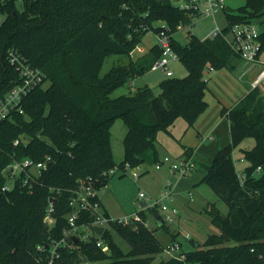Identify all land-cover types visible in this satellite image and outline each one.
Listing matches in <instances>:
<instances>
[{
	"label": "trees",
	"instance_id": "1",
	"mask_svg": "<svg viewBox=\"0 0 264 264\" xmlns=\"http://www.w3.org/2000/svg\"><path fill=\"white\" fill-rule=\"evenodd\" d=\"M0 0V99L18 82L8 53L18 51L42 69L47 88H38L24 101L25 114L0 123V264H49L52 245L69 229V202L80 182L91 181L101 191L108 184L104 173L126 163L131 166L160 163L157 137L184 119L194 127L206 111L208 72L234 70L240 56L225 38L201 39L188 32L186 44L175 37L172 47L188 73L169 77L156 94L149 86L113 98V93L143 74L161 57L142 64L131 61L100 71L107 56L130 55L142 41L141 28L156 33L163 25L173 33L193 26L189 13L163 0ZM231 23H256L261 29L260 53L264 58V0H245L236 11H227ZM142 36V37H141ZM230 121L231 142L206 166L201 184L207 185L228 205L225 215L211 202L204 213L218 228L204 243L188 239L190 264H264V92L248 91L232 107L222 111ZM121 119L127 127L123 140L125 158L113 156L111 128ZM252 138L255 145L242 150L248 163L241 183L234 150ZM19 140V144L15 142ZM186 157L192 149L184 148ZM47 161L46 171L32 189L23 176L10 191H3L6 173L14 161ZM259 170V171H258ZM54 200V222L46 223L49 201ZM156 210L148 212L151 216ZM143 221L133 226L112 224L102 236L80 239L73 249L60 248L59 264H185L176 258H160L165 247ZM91 221L82 213L78 225ZM162 228H167L166 224ZM115 230L131 246L128 253L114 241ZM177 235H173L174 241ZM101 239L110 254L97 246ZM38 247H42L39 250Z\"/></svg>",
	"mask_w": 264,
	"mask_h": 264
},
{
	"label": "built area",
	"instance_id": "2",
	"mask_svg": "<svg viewBox=\"0 0 264 264\" xmlns=\"http://www.w3.org/2000/svg\"><path fill=\"white\" fill-rule=\"evenodd\" d=\"M171 3L175 8L189 13L191 18H205L215 16L221 10H227L228 6L226 0H163ZM229 28L222 30L218 26L214 27L208 36L204 39H213L217 37L225 38L228 45L233 51H235L246 65L251 66V71L259 68V74L251 80V88L264 87V58L260 53L261 49V29L256 23L242 22L231 23L228 20ZM183 29L182 26L178 28V31ZM157 34V47L161 50V57L153 64L152 70H164L168 77H172L173 73L169 70L171 62L180 60L179 56L173 50L172 39L175 33L166 25L156 33ZM8 61L10 66L14 67L18 74V82L8 91V93L0 99V123L12 120L15 114H25L24 101L25 99L38 88H44L47 82V76L45 72L39 67L33 66L29 63L18 51L11 50L8 53ZM19 144V140L15 142ZM239 164L240 161H235ZM49 164L47 161L37 162L33 159H23L21 161H14L10 168L7 170L6 183L3 186V191H10L14 188L16 182L23 176V185H28L30 189L34 185L39 184V177L43 171H46ZM162 164H170L172 173H177L181 177H187L197 169V164L193 157H184L178 160H173L170 156H166L155 167L159 169ZM143 164L137 166H131L130 163H126L121 167H113L104 175L110 177L122 171L123 175L129 173L133 178L138 179L144 174ZM259 171V170H258ZM239 178L243 183L245 176L243 172L239 171ZM80 187L73 191L69 206L70 212L67 215L69 229L65 231L64 237L61 241L52 245L49 264H59L61 259L60 248L73 249L74 242L72 237L75 236L79 240L88 241L89 238L84 234L83 229L88 228L92 231V236H98L94 232L93 228L109 227L112 224L133 226L138 223H142V212L148 214V212L156 210L160 213L165 224H171L180 215V209L168 204L170 193L164 191L157 199H152L144 192H139V202L144 201L146 204L142 207L139 203L138 211H134L125 215L122 218L114 219L112 216L104 212L102 204L99 198L98 191L91 181L80 182ZM171 183H167V187H170ZM189 201L194 200V196L191 192L188 195ZM55 211L54 200L49 201V205L46 212L45 221L51 225L54 222L52 215ZM88 212L91 216V221L84 225H78L77 220L82 213ZM148 225V223L146 224ZM190 239L189 236H185ZM97 246L105 250L106 245L99 239ZM42 250V247H38ZM164 253L168 254L169 258H176L182 262L187 263L186 250L183 249L179 241H173L168 247L164 249Z\"/></svg>",
	"mask_w": 264,
	"mask_h": 264
},
{
	"label": "rangeland",
	"instance_id": "3",
	"mask_svg": "<svg viewBox=\"0 0 264 264\" xmlns=\"http://www.w3.org/2000/svg\"><path fill=\"white\" fill-rule=\"evenodd\" d=\"M228 6L227 10L219 11L215 16L205 18H195L193 26L180 29L174 34L175 39L180 44H186L188 41V32L204 39L208 36L210 31L218 26L220 29L225 30L229 28L227 20V11H236L238 8L245 5V0H226ZM16 6L19 11H23V0H17ZM4 20V16L0 14V25ZM148 31V32H146ZM144 34L142 41L137 45L135 50L130 55L125 54H112L106 57L105 62L100 71V77L105 76L113 67L127 65L131 61L139 65L147 59L155 57V53L151 52L152 48L157 46V34L148 28H141ZM142 37V36H141ZM251 68V66H248ZM169 70L173 72V78L185 77L188 73L181 60L171 62ZM238 71L237 75L239 76ZM167 78L166 71L164 70H149L143 74L136 75L127 85L118 88L112 95L113 98L126 95L132 92L131 88H141L149 86L156 94L160 93L159 84ZM237 79V78H236ZM248 81V77L245 78ZM50 82H46L44 88L49 86ZM263 88V87H262ZM127 132V127L121 119L116 120L111 128V142L113 147V156L117 163H121L125 158V151L123 140ZM255 144L254 139L249 138L243 142V148H251ZM237 154H240L237 151ZM240 167V165H239ZM142 174L138 179L133 178L129 173L123 175L122 171L117 174L111 175L108 180L107 186L100 192V196L107 210L111 212L114 219L124 217L128 210L138 211L139 209V192H144L147 196L156 194L160 189L159 181L155 180L154 165L147 164ZM207 186V185H206ZM163 187V185H162ZM161 187V188H162ZM208 187V186H207ZM209 188V187H208ZM210 195H206L204 191L194 192V200L191 202L188 199L189 193L186 195V205L180 210V215L171 224H166L167 228L159 227L153 216L148 214V226L154 231L158 241L166 248L173 241V235L176 236L184 250L192 248L190 241L185 237L189 236L191 239L199 243H204L207 238L212 234L219 232L218 228L212 223L211 217L204 213L206 202H213L221 210L223 214L228 213V205L224 203L219 197L209 188ZM159 195V194H158ZM155 199V198H153ZM131 212V213H132ZM109 227H105L107 229ZM84 234L89 238L92 237L91 229L84 228ZM114 241L121 247L124 253H128L131 249L130 244L123 239L115 230H111ZM105 251L111 253L109 248L106 247ZM170 256L163 253L160 258L165 259Z\"/></svg>",
	"mask_w": 264,
	"mask_h": 264
},
{
	"label": "crops",
	"instance_id": "4",
	"mask_svg": "<svg viewBox=\"0 0 264 264\" xmlns=\"http://www.w3.org/2000/svg\"><path fill=\"white\" fill-rule=\"evenodd\" d=\"M248 66L241 59L234 70L222 69L208 72L207 77L210 79L208 83L209 90L206 94L208 107L196 121L194 127H189L187 122L180 118L170 128L168 133L160 132L158 134L157 141L160 160L166 156H170L173 160L184 158L186 157L184 154V148L186 147L192 149L191 157L194 158L197 169L189 176L181 177L177 173H172L170 164H162L159 169L154 165L156 171L154 174L155 180L159 181L160 190L156 194H151L150 198L157 199L162 192L168 191L170 193L168 204L182 210L184 208L183 205H186L187 193L191 192L193 194L198 191L202 193L204 191L206 195H210L209 188L205 184H201L202 179L206 175L205 167L213 162L220 149L226 147L231 142L230 121L227 116L222 114V111L225 108L232 107L252 89L251 77L257 68L251 71V68ZM238 71L240 72L239 76L237 75ZM246 77H248V81L245 80ZM167 78L169 77L167 76ZM131 89L135 91L137 88ZM261 90L264 92V87H261ZM251 148H243L242 143L234 150V160L240 161L239 164H236L238 171L243 172L248 166V163L243 160L242 150H249ZM237 151L240 154H237ZM146 165L143 164V167H146ZM168 182L171 183L170 187H167ZM99 198L104 212L112 216L111 212L104 205L100 193ZM139 203L141 206L143 203L145 204L144 201ZM206 203L207 207L210 202ZM131 212V210H128L125 215Z\"/></svg>",
	"mask_w": 264,
	"mask_h": 264
},
{
	"label": "water",
	"instance_id": "5",
	"mask_svg": "<svg viewBox=\"0 0 264 264\" xmlns=\"http://www.w3.org/2000/svg\"><path fill=\"white\" fill-rule=\"evenodd\" d=\"M260 72V69L257 68L256 71L254 72V74L252 75L251 79L253 80ZM146 204V203H145ZM145 204H142V207L145 206ZM153 217L157 223V225L159 227H162L163 225H165V221L163 220L162 216L160 215L159 212H154L153 213ZM48 223V222H47ZM94 232L97 233L99 236H102L104 233V228H100V227H95L93 228ZM72 241L76 244L78 243L79 239L75 236L72 237Z\"/></svg>",
	"mask_w": 264,
	"mask_h": 264
}]
</instances>
